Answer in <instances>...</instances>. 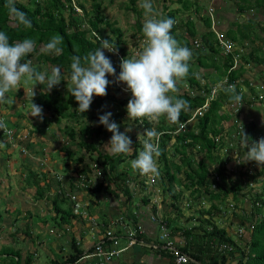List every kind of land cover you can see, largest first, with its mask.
I'll use <instances>...</instances> for the list:
<instances>
[{"label":"trees","instance_id":"obj_1","mask_svg":"<svg viewBox=\"0 0 264 264\" xmlns=\"http://www.w3.org/2000/svg\"><path fill=\"white\" fill-rule=\"evenodd\" d=\"M134 1L135 0H130V10L135 12V14L138 16L140 12L136 11V9L133 7ZM174 1L180 6L182 10H188L190 3H188L187 0ZM6 4L7 0H0V31H4L9 35L10 43L21 41L24 38H31L36 42V49L29 56H27L25 60H35L39 63H46L49 66H53V68L59 67L62 73L65 72L70 77L71 57L77 54L83 55L99 47V41H97L96 38L91 35L92 32L95 31L102 40L108 39L111 43L116 45L115 53L104 50L105 55L111 60L113 66H115L116 69L115 75L109 76L110 81L111 83L116 81V76H118L120 72V61L123 58H126V53L122 45V34L119 28L115 27L113 23H110L103 18L102 14L100 13V5L98 3L91 5L92 12L87 17L85 15L86 12L83 10L81 5H77V7L84 11L83 16H81V13L77 12L78 9L76 5H72L70 0H42L41 3L38 2V0H29L27 5L14 1L15 7L26 13L27 17L31 20L32 27L30 29H25L23 26L18 25L16 21L11 16H9ZM194 4L195 7H197L196 11L198 12L199 7L196 3ZM178 12V9H166L165 14L163 15L165 17L172 18L175 22L173 28L171 29V35L174 36L181 46L188 47L192 51L193 57L191 61H195L196 68L204 69L212 67L214 70L219 71V68L217 67L218 65H215L211 62L209 63L207 61V55L205 53L206 49L210 53H218V49L213 48L209 42L210 39L214 37V35L212 31L209 30L208 21L203 20V26L208 30L203 35H200L201 48H192V41L196 33L194 24L188 18L185 20H176ZM84 16L86 17L85 20L83 19ZM84 23H86V29L81 28V25ZM101 24H103L107 29V33H104L103 30L99 29V25ZM142 26V23L137 22L135 33L140 39H144ZM54 34H59L61 37H63V43L61 45L63 48L62 54H46L44 52L43 46ZM240 36L247 38L245 32H242ZM231 38L233 40V37ZM260 40L262 43H264V38H261ZM38 46H41V52L37 51ZM256 51L260 52V57H258ZM223 58L224 60L221 63L222 68L219 74L224 75V77L228 79V82L236 83V80H238L240 74H243L245 70L247 71L244 63H252L253 65L255 64L256 66H261L264 68V52L262 51L261 47L258 48L256 45L252 47L251 51L248 53L244 52L240 55V57H238L239 63L236 69H230V66L233 65L231 54L223 56ZM263 70L264 69L260 70L259 72L261 77L264 78ZM201 80H203V78ZM215 81H217V79H212L208 84H213ZM242 84L243 86H247L249 88V92H253V90L249 87L247 79H244ZM185 85L188 86L190 90L194 89L195 87L197 89L200 88L199 90L208 91V85L200 84L197 74L192 70L191 66L189 68L187 77L183 81L178 82V89ZM33 86L37 90L35 93L36 95L33 97V102L42 107L43 116L44 111H46L55 116L54 120L56 121L57 118L62 116L73 118L75 120H79L81 118L96 120L95 126H82L78 130V135L76 137L78 140L75 142L81 151L90 157L96 150L95 143L98 142L97 137L108 136L111 138V133H109L104 126L98 124V117L103 115L105 112H108L106 101H115L117 106H125L127 105L128 100L131 98V94L128 92L127 96L123 99H116L112 94L109 93L107 89L106 96L93 98V102L90 106V108H96V114L93 116V114H89L90 109L84 114L76 109L78 105L71 96V91L67 92L66 97L62 96L59 91L60 87L62 86V81L60 85L55 86L50 91H48L46 83L33 84ZM117 86L119 87H117L118 89H121L119 85ZM225 88L226 87H222L218 91L215 99L208 103L206 111L200 118H197L193 121V123L190 125L191 127H187V131L172 135L169 131L173 130V127H170L167 124V121H165L163 125L160 124L159 126H155V130L160 133L159 147L161 149V155L157 159L162 163V170H159V172L162 173L168 182L165 186V191L172 200V202L168 205L169 209L162 213L160 221L168 228L170 235L178 240H181V252L199 264L201 263L203 257L208 259V264H223L228 257L233 256V253L238 254L236 264H264V176L262 178L261 191L250 197L251 210L249 214H247V217L250 216L252 218L253 225L250 226L249 241L248 245H245V252L243 249L241 250L238 248L232 239L227 236L223 228L216 225L212 219V217L215 216L214 212H222L220 210L221 208L217 205V203L219 204V200L230 197V199L234 202L232 204L235 207L236 202H238L237 199L242 196L243 185H245L247 188V192L250 193V191H252V184L255 183L257 176L256 171L247 172V170H237L234 172H236L238 176H244L246 179L249 178L250 181L249 183L245 182V184H242L240 181L233 182L226 173L227 163H225V161L222 159H218L215 155L219 148H221L220 145L221 142H223L222 138L227 134L221 127L217 128L215 126L219 120L227 119L226 115L221 113L218 114V111L221 109L224 103L233 104L235 108L237 107V104L232 102L229 95L223 90ZM236 91L238 94L242 95L238 90V87H236ZM174 95L187 100L190 104V109L181 113L179 122L186 120L190 116V112L193 109L200 107L204 102V97L202 95L190 96L186 91L178 92ZM30 99L31 97L28 98V102H30ZM67 107H71V111H69L67 114L63 112L61 113V111ZM122 114V112H118L115 116H111L110 119L117 123L119 121V117H122ZM131 121L141 128V134H143L145 130L152 128L151 122L146 118L142 120L131 119ZM3 122L4 120H2L1 125H3ZM237 123L238 122L236 118H234L233 124L230 125L234 126L237 125ZM47 124L48 123L42 122L39 127L45 129ZM250 125L254 126L253 124ZM252 126H250L251 129ZM13 127H16V123L9 124V126L1 128V135L3 134L2 136L5 137L11 135L14 136L15 131L13 134L11 131ZM39 127L33 125L32 130L37 133H41ZM64 133L71 141L75 138V132L72 129L65 130ZM246 134L251 138V140L255 141V132L249 130L246 132ZM131 138L132 151L130 154L101 155L97 152V156L94 159V164L99 165V172L102 178L95 184L94 187H89L87 185L88 188H85L86 193L91 197L97 198L99 193H104L111 195L116 199L119 195H121V197L125 198V204L129 202L133 196L132 187L135 184V179L129 178L125 170L119 171L117 167L127 159L137 158L139 151L142 150V137H140L141 139L138 140L132 135ZM215 138H218L221 142L215 143ZM170 141L172 143L169 144ZM168 144L173 146L175 154H179L177 162L166 160ZM23 147L32 151L33 146L31 143H26L23 145ZM60 150L64 151L66 155H73V153H71L69 148L66 146H61ZM192 150L197 151L199 154L202 153V158L196 162L195 167H191V163L193 162L191 160L193 158L190 153ZM79 160L80 159H78V161ZM214 163L215 168L213 170L214 177H212V183L218 190L217 192L208 191L205 185L206 177L209 174L207 166L213 165ZM183 167H188L189 170H184L182 172L184 175V183H180V181L176 180L175 176L180 173ZM86 171H88L86 167H81L76 169L74 172L77 174H86ZM136 173L137 176L142 175L138 171H136ZM29 176L31 175L29 174ZM32 177L34 176L32 175ZM33 180L35 181V177ZM48 180L50 182L54 180V178H48ZM103 180H109L110 183L102 184ZM28 181L31 182L30 179L26 180V182ZM129 181L131 183L130 185H128ZM56 183L57 186H59L58 182ZM174 183L180 185L185 190L190 189L189 197L191 199L199 201L202 198L201 193H205L208 194L209 200L212 203L208 206V209L194 212L191 217L184 219V222L181 223V209L176 204L177 201L181 199L179 195L180 193L175 192L172 186H170ZM136 184H139L143 187L145 185V180L139 177ZM49 185L50 183H46V187H38L36 185L38 190L37 195L47 193V191L50 189ZM162 189H164V187ZM74 190L75 188L70 183L67 187V191L62 190L59 196L53 195L51 197L50 204L53 214L50 219L54 224L53 230H58L56 233H64V226L69 224L68 220H74L76 218V216H74L71 212V204L69 199L70 194ZM56 191L57 188L52 193H56ZM57 196L60 197V199L57 198ZM57 201L66 203V206H59ZM140 203L143 206L148 205V197L143 196ZM152 210L155 212V207H152ZM235 218L237 219V226L248 229V226H245L244 224V217H241L240 215L239 217ZM229 221L231 224V220ZM191 222L194 224L192 226L188 225ZM218 245L226 246L228 249L217 250L219 247ZM72 251L74 253H71L65 260L60 262L58 259H49L47 264L74 263V261L80 256V252L76 253L74 243ZM0 262L4 264H21L19 252L6 247L0 248ZM23 264H34L33 256L26 255L23 259Z\"/></svg>","mask_w":264,"mask_h":264},{"label":"rangeland","instance_id":"obj_2","mask_svg":"<svg viewBox=\"0 0 264 264\" xmlns=\"http://www.w3.org/2000/svg\"><path fill=\"white\" fill-rule=\"evenodd\" d=\"M14 1L27 5L29 0ZM41 1L42 0H38L40 3ZM251 1L252 0H246L241 2H243L245 6H248ZM70 2L72 5H76V7L77 5H81L83 10L86 12L85 15L87 17L92 12L91 5L98 3L100 5V13L103 18L110 23H113L115 27L120 29L122 34V45L126 53V57L133 58L139 51L142 50L144 39H140L135 33L137 22L143 24L145 21L143 9L140 7L142 0H135L133 4L136 11L140 12L138 16L135 12L130 10V0H70ZM187 2L190 4L188 10L184 11L174 0H153L154 7L162 16L165 14L166 9H178L179 12L176 16V20H185L188 18L191 19L192 22H196L197 36H195V38H197V42L201 43L199 36L202 35L205 29L198 23L199 19L197 16L199 15L201 17L202 15V18L208 17L205 12L207 2H203L201 0H187ZM194 3H196L199 7L198 12L196 11L197 7H195ZM216 3L217 2H215V4ZM229 7L230 6H228V8ZM77 9V12L81 13V16H83L84 11L78 7ZM228 14L227 16H229ZM249 14V12L248 14L243 13L244 17ZM230 15L231 17H229V19H232V13ZM243 15H240V17L235 16L234 18L237 22H239V19H243ZM255 17H257V21H259V23L264 27V19L259 14ZM251 18H253V15ZM83 19L85 20L86 17L84 16ZM81 28L86 29V23L82 24ZM99 29L103 30L104 33H107V29L103 24L99 25ZM251 31L258 33L254 30V28ZM259 35L264 38V31H261ZM260 41H256V45L261 47L264 52V43H261ZM246 43L247 46L244 48V52L249 51L251 46L254 47L255 45V43ZM206 50L205 53L207 55V61L218 65L217 67L219 68V71L210 68L207 70L196 68L195 61H191L190 66L197 74L198 80H200L202 84H207L209 90V87L213 85L208 84L211 79H217V83H220L221 79L219 81V78L224 77L222 74H219L222 68L221 63L224 58L219 52L217 54H213ZM37 51H42L41 46H38ZM31 63L40 72L50 73L53 69V66H49L46 63H39L35 60H31ZM237 65L238 63L236 64L235 69L238 67ZM246 69L247 72L240 74L235 83V86L238 84L240 87L243 104L241 107L237 105L235 108L233 104L224 103L218 111V114L221 113L226 115L227 119L219 120L215 126L217 128L221 127L227 134L222 138L223 142H221L220 145L222 150H218L215 155L218 159H222L225 163H227L226 173L231 181H240L242 184H245V182L249 183V178L246 179L244 176L240 177L236 172H234L237 170H247V172L256 171V181L252 184V191H250V193L247 192V188L243 185L242 196L237 199L238 202H236L235 207L232 204L234 202L230 199V197L219 200V204L217 203V205L221 208L220 210L222 212H214L215 216L212 217L214 223L221 227L223 223L222 218L224 217V214H227V219H231L232 222V224L228 226L231 228V231H228L226 225H224V227H226L227 230L225 231H228V235L231 239H235L234 235H236L235 233L234 235L230 233L234 231L235 227L233 226L237 224V219L235 217H239L240 215L241 217H244V224L245 226H248V229L242 227L235 229L236 233L240 234V241H238V245L243 248L244 252L246 251V247H244V245H248L249 241L250 226L253 225L252 218L250 216L247 217V214H249L251 210L250 197L261 191L262 178L264 176V166H257L255 162L239 163V159L245 151L239 142L241 128L239 122L242 123L245 133L249 130L255 132V141L264 137V78L261 77L259 72L262 70V67L251 63L248 67H246ZM62 76V86L59 91L63 97H66L67 92L71 89V82L67 73L63 72ZM244 76L246 77L245 79L248 80L249 87L253 90V92H249V88L247 86H243L242 81ZM202 78L203 80H201ZM108 79L110 81V77ZM116 84L123 88L126 87L119 82L114 81L111 83L110 81L107 89L116 99H123L128 93L124 92L123 89H118L119 87ZM32 89L34 93H36L37 90L33 86V83L25 84L22 81L17 88L12 89L11 92L6 94L7 96L13 98L14 103H0V130L1 128L9 126V124L16 123V127L11 129L12 134L15 131L14 136L11 135L5 137L2 136L3 134L1 135L0 132V248L6 247L18 251L21 264H23V259L26 255L33 256L34 264H47L49 259L56 260L60 259L61 256L64 257L69 247L66 244L65 236L61 233H56L58 232L57 229L53 230L54 224L50 219L53 214L51 211L50 200L51 197L56 194L52 193V191H55L57 183L54 180L49 182L48 178L59 176L63 179L64 185L66 183L65 177L68 176V174H75L74 171L76 169L86 167L89 172L88 177L94 184L96 180L98 182L102 178L99 172V165L94 164L97 152L101 155H111L112 153L105 147L110 140V137L108 136L97 137L98 142L95 143L96 150L92 153L91 157L85 155L76 145L75 142L78 140L76 138L78 130L82 126H95V119L81 118L79 120H75L73 118L62 116L57 118L56 121L54 120L55 116L46 111H44L43 120L29 116L30 111L28 98L31 97ZM182 91H185L184 86H182L178 92ZM106 104L107 110L112 113V116H115L118 112L123 113L122 117H119V121L117 122L120 131L124 132L126 128H130L131 131H128L127 135L131 141L132 135L138 140L141 139L138 137L141 135V128H139L137 124L133 123L131 119H128L126 105L117 106L115 101H106ZM69 111H71V107L65 108L61 111V113L63 112L67 114ZM89 114H93L94 116L96 114V108L91 107ZM234 118H236L237 122H239L237 125L232 126L230 124H233ZM3 119V125H1ZM42 122L48 123L47 127L45 126V129L39 127ZM150 122L152 124V128H155V126L164 124L165 117H161L158 121ZM250 124H253L254 126ZM33 125L39 127L41 133H37L32 130ZM250 126H252V129ZM68 129H72L75 132V138L72 141L64 133V131ZM26 143L32 144V151L23 147ZM170 143L172 142L170 141L169 144ZM169 144L166 160L177 162L179 154H175L173 146H170ZM61 146L68 147L73 155H66L64 151L60 150ZM127 154H130V152ZM190 154L193 158L191 160L193 161L191 163V167H195L196 162L202 158V153L199 154L197 151L192 150ZM78 159L80 160L78 161ZM131 160L134 159H127L117 167L119 171L125 170L129 178L135 179V184L132 187L133 196L129 201L130 207L127 209V214L134 211L136 206H142L140 201L143 196H147L149 202L151 201L152 204L149 206L150 208L155 207L156 209L158 205L162 212L167 211L169 209L168 205L172 202V200L165 191V186L168 183L166 178L161 172H159V175L155 176L154 182L149 183V175L142 174L141 176H137V170L132 169L130 166ZM157 164L158 171L162 170V163L158 159ZM207 167L209 174L206 177L205 185L208 191L217 192L218 190L212 183L215 163L213 165H208ZM184 170H189V168L183 167L180 173L175 176L176 180L180 181V183H184V175L182 173ZM29 174L31 176H29ZM32 175L35 177V181L33 180L34 177H32ZM139 177L145 180V185L143 187L136 184ZM27 179H30L31 182H26ZM32 183L36 184L38 187H46V183H50V189L47 193L37 195V187ZM107 183H110V181H102V184ZM130 184L131 183L129 181L128 185ZM170 186H172L175 192L180 193L179 195L181 199H179L176 204L181 209L182 219L191 217L194 212H198V210L208 209V206L212 203L209 200L208 194L201 193L202 198L199 201H196L195 199H191L189 197L190 189L185 190L180 185L175 183ZM163 187L164 189H162ZM64 190L67 191L66 186H64ZM75 192L76 190L73 191V193ZM80 194H83V197H85V200H88V203L91 201L94 204L93 201H98L100 199V193L97 195L98 198L94 197L95 199L89 194L85 192L82 193L80 191L77 196ZM57 198L60 199L58 196ZM74 199L78 203H81L80 198L75 197ZM57 203L59 206H66V203H62V201H57ZM80 208L82 210V206ZM81 210L78 209V212L80 213ZM89 212V210L88 212L86 211L87 216H89ZM121 214H124V212ZM127 220L128 219L125 216L122 217L119 230H121L122 225L127 223ZM68 223L73 224V219L68 220ZM61 247L63 248V253L61 252ZM0 264L4 263L0 262Z\"/></svg>","mask_w":264,"mask_h":264},{"label":"clouds","instance_id":"obj_3","mask_svg":"<svg viewBox=\"0 0 264 264\" xmlns=\"http://www.w3.org/2000/svg\"><path fill=\"white\" fill-rule=\"evenodd\" d=\"M6 7L9 16L18 25L25 29L32 27L31 20L26 13L15 7L14 0H7ZM140 7L145 15L142 26L144 45L135 57H126L120 61V72L116 76V82L126 86L121 89L131 94L126 105L128 119L142 120L146 118L149 121H158L161 117H165V121L179 123L181 113L188 111L190 104L187 100L174 94L179 91L178 82L183 81L188 75L193 53L188 47L181 46L171 35L174 20L162 16L154 7L153 0H142ZM213 12L211 13L212 19ZM210 31L212 30L210 29ZM91 35L99 41V47L83 55H73L70 63L71 96L78 105L76 109L82 114L90 109L94 97L107 95V88L110 84L108 77L114 76L116 73V69L104 51L115 53L116 45L108 39L102 40L95 31ZM62 43L63 37L54 34L43 46L44 52L46 54H62ZM198 43V47L193 45L192 47L201 48L200 42ZM35 49L36 42L33 39L24 38L21 41L10 43L9 35L0 31V103H14L13 98L6 94L17 88L22 81L25 84L46 83L48 91L61 84L63 76L59 67H54L49 74L38 71L31 61L25 60ZM33 89L29 102V116L43 120L42 107L33 102L35 95ZM223 90L229 95L232 102L241 107L243 97L237 93L235 85H229ZM111 116V112H105L98 117V124L104 126L111 133V138L105 147L113 155L127 154L132 151V141L127 135L131 129L126 128L124 132H121L119 125L110 119ZM239 124L241 126L239 142L245 149L239 163L255 162L257 166H264V137L258 141L251 140L245 133L242 123L239 122ZM159 135L160 133L155 128H150L138 136L142 137V150L139 151L136 159L130 161L132 169L143 175H159L157 164V158L161 155ZM86 173L89 172L86 171ZM76 175L77 173L68 174L65 179L66 182L70 181L76 190L69 196L71 212L77 219H81L85 214V209L83 207L81 210V203H78L74 198H79L77 193L79 191L86 192L85 188L88 187H76L74 185ZM54 180L59 185L56 187V194L59 196L64 190L65 184L63 185V179L59 176H54ZM78 209L81 210L80 213Z\"/></svg>","mask_w":264,"mask_h":264},{"label":"crops","instance_id":"obj_4","mask_svg":"<svg viewBox=\"0 0 264 264\" xmlns=\"http://www.w3.org/2000/svg\"><path fill=\"white\" fill-rule=\"evenodd\" d=\"M201 1L207 2L208 4L207 0H201ZM241 1H246V0H217V3L214 4V12H213V19H212L213 24L208 17L202 18V15L200 17L197 14L198 15L197 18L199 19L198 23L203 28H204L203 20L208 21L209 30L211 29L214 35V37L211 38L209 42L212 44L211 46L213 48L218 49V52L220 54L221 52L216 42L215 32L221 33L224 38L231 41L234 44V46L240 50V52H238L237 50L235 51V53L236 52L239 53L238 57H240V55L244 53V48L247 46L246 42L253 41L251 43H255L256 45V41L259 42L260 39L262 38L259 35V33L261 31H264V27L259 23V21H257V17L255 16L259 14L264 19V14H263L264 13V0H252L248 6H245V4ZM228 6L230 7L228 8ZM240 6H243V7H240ZM206 8H207V5H206ZM205 12H206V9H205ZM248 12L250 14L244 17L243 13L248 14ZM231 13H232V19H229V17H231L230 15ZM227 14L229 16H227ZM240 15H243V19H239L238 20L240 22L239 23L235 20L234 17L235 16L240 17ZM252 15H253V18H251ZM214 18H215V21H214ZM193 24H194V29L196 32L197 31L196 22L195 23L193 22ZM253 28L258 33L252 32L251 30ZM204 29L205 31L202 33V35L208 30L206 28ZM242 32L246 33L247 38H243L240 36ZM256 34L258 36V39H257ZM195 36H197L196 33H195ZM231 37H233V40ZM194 39L196 40L197 38L194 37ZM256 46L259 48L258 45ZM251 49H252V46L249 49V51ZM249 51L245 53H248ZM259 53L260 52H257L258 57H260ZM233 54H231L232 62H233ZM223 56H226V55H223ZM238 57L236 58V64L239 63ZM249 64L244 63L246 67H248ZM231 67L232 66H230V68ZM209 68L213 69L212 67H208V68H204V70H207ZM246 72L247 71L245 70L244 73ZM245 78L246 77L244 76V79ZM220 79L221 77L219 78V81ZM217 82L218 81H215L213 84H216ZM236 87H238V90L240 91V87L238 86V84L236 85ZM69 184H70V181H67L65 183V186L68 187ZM78 194L79 193H77V195ZM99 197L100 199L98 201L97 200L93 201L94 202L93 204L91 201H89L88 203V200H85V197H83V194L79 195V198L81 200V206L82 208L84 207L85 209V214H83L81 219L76 218L75 220H73V224H68L64 226L65 231H63L64 233L62 234L65 236L66 244L69 247H68V251L66 252V255L64 257L61 256V258L58 259L60 260V262L65 260L71 253H74L72 251L73 243H74L76 253L80 252V256L77 258V260L74 261V263H70V264H97L93 258H80V257L83 254L89 252L91 247L96 243L97 239L102 237L105 231H109L112 235H118L120 237L118 240L117 247L119 249L120 248H124V249L116 258L112 259L107 264H171L168 252L165 251L164 249L159 248L158 246V242L156 239L157 233H158L157 226L154 222L149 220V217L151 215L157 216L159 218L162 216L163 212L161 208L158 207V205L155 209V212H153L152 208L149 207L152 204L150 201L149 204L146 206H143V205L136 206L134 211L127 214V209L128 207H130V204L129 202L125 204L124 203L125 198L121 197V195H119L115 199L111 195L100 193ZM88 210L90 211L88 213L90 217L87 216L86 214V211L88 212ZM123 212L124 214H121ZM121 216L122 217L125 216L128 219L127 223L125 224H128L132 229L135 228L136 225L140 227V234L135 239L136 242L130 245V247H127V242L121 236L122 232L121 230H119V226L116 225L115 223V220ZM222 219H223V223L221 227L223 228V230L225 231L228 229V231H231L230 230L231 228L228 227L230 226L229 220L231 219H227V214H224V217ZM180 222L183 223L184 219L180 220ZM193 224L194 223L191 222L188 225L192 226ZM224 225L227 226V229L226 227H224ZM233 227L237 229L239 226H237L236 224ZM235 229L234 231L230 232L233 235L234 233L236 234L234 235L235 239H232V241L234 242V244L238 246V248L242 250L243 248L240 247V245H238V241H240V234H237ZM228 231H225L227 235L229 234ZM181 247L182 245H180V249ZM60 249L62 250L61 252L63 253V248L61 247ZM237 259H238V254L233 253V256L228 257L223 264H236ZM200 264H208V259H205V257H203Z\"/></svg>","mask_w":264,"mask_h":264},{"label":"built area","instance_id":"obj_5","mask_svg":"<svg viewBox=\"0 0 264 264\" xmlns=\"http://www.w3.org/2000/svg\"><path fill=\"white\" fill-rule=\"evenodd\" d=\"M209 1V7L207 8V13L209 15V19L212 22V17L211 13L213 12V7L212 5L217 1V0H208ZM213 24V22H212ZM215 38L217 45L219 47V50L222 55H228V54H233L237 50L240 52L239 49H237L234 44L227 40L226 38L223 37L221 33L215 32ZM192 45L194 47H198L199 43L196 40L192 41ZM108 52V51H107ZM238 52L233 54V65L230 68L233 70L236 66V58L238 57ZM202 85V83H201ZM229 85H235L233 82H228L225 77L221 78L220 83H216L209 87L208 91L204 90H197V89H191L185 85V90L188 92V94L191 95H202L204 97V102L200 107L195 108L190 116L184 120L183 122L179 123H172L167 120V123L170 127H173V130L169 131L170 134L176 135L180 132L187 131V127L190 126L194 120L197 118H200L202 114L206 111L207 105L211 100H214L216 94L218 91L223 87H228ZM216 93V94H215ZM167 119V118H166ZM159 140V138H158ZM215 143L221 142L218 138L214 139ZM219 150H222L219 148ZM89 173L86 174H77L74 179V185L76 187H94L97 180L93 184L91 179L88 177ZM149 183L154 182V176L149 175ZM88 185V186H87ZM73 199V197H71ZM149 220L154 222L157 226V242L158 246L161 249H164L165 251L168 252L171 264H199L196 261L192 260L189 258L186 254L182 253L180 250V245H182L181 240L176 239L172 235H170V232L166 226H164L160 218L157 216L151 215L149 217ZM122 222V218L119 217L117 220H115V223L119 226L120 229V223ZM121 232H122V237L126 240L127 242V247H130V245L134 244L136 242V238L140 234V227L136 225L135 228H131L128 224H124L121 227ZM118 235H112L109 231H105L102 237L97 239L96 243L91 247L88 253L83 254L80 258H93L97 264H107L109 263L112 259L116 258L124 248H118V240H119ZM109 245V246H108ZM108 246V247H107ZM219 246V245H218ZM220 249H226V246H219L217 250Z\"/></svg>","mask_w":264,"mask_h":264},{"label":"bare ground","instance_id":"obj_6","mask_svg":"<svg viewBox=\"0 0 264 264\" xmlns=\"http://www.w3.org/2000/svg\"><path fill=\"white\" fill-rule=\"evenodd\" d=\"M226 78V77H225ZM227 79V78H226ZM227 81H228V79H227Z\"/></svg>","mask_w":264,"mask_h":264}]
</instances>
